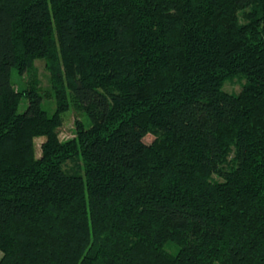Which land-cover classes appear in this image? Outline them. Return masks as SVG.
I'll return each mask as SVG.
<instances>
[{"label": "trees", "instance_id": "1", "mask_svg": "<svg viewBox=\"0 0 264 264\" xmlns=\"http://www.w3.org/2000/svg\"><path fill=\"white\" fill-rule=\"evenodd\" d=\"M37 58L51 114L10 80ZM68 99L84 119L61 140ZM0 251L264 264V0H0Z\"/></svg>", "mask_w": 264, "mask_h": 264}, {"label": "rangeland", "instance_id": "2", "mask_svg": "<svg viewBox=\"0 0 264 264\" xmlns=\"http://www.w3.org/2000/svg\"><path fill=\"white\" fill-rule=\"evenodd\" d=\"M10 80L14 89H19L20 87L28 88L33 87L37 90L42 97V103L44 109L51 114L56 108V98L54 95V89L50 80V73L45 67V60L42 58H37L34 60L32 67L27 69L21 74L16 71H12L10 75ZM244 83V78L239 75H234L231 78L226 79L222 84V90L229 93H237L241 89ZM67 107L61 113V123L57 128V134L59 139L65 140L71 138L74 134L75 121L84 119V111L77 104L73 103L68 99ZM25 107V101L22 99L19 110L21 111ZM44 137L36 136L33 138L35 154L39 156L41 152L40 144ZM152 137H146V140L150 141ZM79 163L78 161H67L64 164L66 168H72L74 165ZM1 256V251H0Z\"/></svg>", "mask_w": 264, "mask_h": 264}]
</instances>
